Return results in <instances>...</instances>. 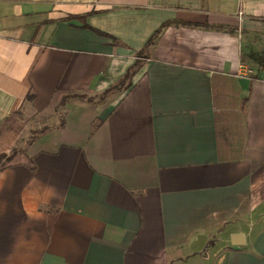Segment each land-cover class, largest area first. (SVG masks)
I'll return each instance as SVG.
<instances>
[{
    "label": "crops",
    "instance_id": "1",
    "mask_svg": "<svg viewBox=\"0 0 264 264\" xmlns=\"http://www.w3.org/2000/svg\"><path fill=\"white\" fill-rule=\"evenodd\" d=\"M257 58L264 0H0V153L69 96L0 169V264H264Z\"/></svg>",
    "mask_w": 264,
    "mask_h": 264
},
{
    "label": "rangeland",
    "instance_id": "2",
    "mask_svg": "<svg viewBox=\"0 0 264 264\" xmlns=\"http://www.w3.org/2000/svg\"><path fill=\"white\" fill-rule=\"evenodd\" d=\"M18 118L23 121L25 129L24 133L21 134L19 140L17 141V145L14 148H17L18 151H21L42 131L51 129L62 122L63 107L60 104H52L46 109L35 111L33 107L25 105L22 110L11 117L10 120H15ZM2 162H4V159H2ZM4 164L6 165L7 162H4Z\"/></svg>",
    "mask_w": 264,
    "mask_h": 264
},
{
    "label": "trees",
    "instance_id": "3",
    "mask_svg": "<svg viewBox=\"0 0 264 264\" xmlns=\"http://www.w3.org/2000/svg\"><path fill=\"white\" fill-rule=\"evenodd\" d=\"M166 24V23H165ZM164 25V24H163ZM158 32V30L155 32V35L156 33ZM140 53V52H138ZM140 55V54H139ZM138 61V59L136 60V62ZM257 61L264 66V59L262 58H257ZM115 86L111 87L110 89L114 88ZM72 97H75V96H78L77 94H72L70 95ZM69 96H64L60 102V104H63L64 101L66 100V98H68ZM63 123V121L61 122ZM18 150L17 148H13L11 153L10 154H5V153H0V169L3 168L5 166L4 162H10L14 157L15 155L17 154ZM2 159H4V162H2Z\"/></svg>",
    "mask_w": 264,
    "mask_h": 264
}]
</instances>
